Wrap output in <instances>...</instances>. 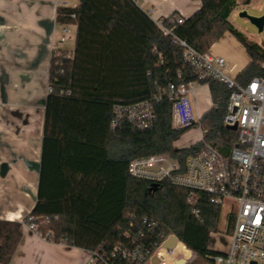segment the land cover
<instances>
[{"label": "trees", "instance_id": "1", "mask_svg": "<svg viewBox=\"0 0 264 264\" xmlns=\"http://www.w3.org/2000/svg\"><path fill=\"white\" fill-rule=\"evenodd\" d=\"M252 1L203 0L182 24L170 21L179 15L173 12L162 27L131 0H79L75 8H57L56 23L76 27L74 50L51 56L36 203L22 222L0 221V264L10 263L23 225H35L47 242L90 253L148 246L161 234H173L196 254L190 264H207L215 254L208 242L220 210L202 198L197 223L184 189L167 181L151 189L149 181L132 178L128 166L157 155L183 163L204 145L229 151L236 137L223 125L229 91L216 81L199 82L198 66L185 61L173 39L204 55L230 33L251 59L235 81L246 85L264 77V49L229 22L238 2ZM188 83L207 85L212 107L198 120L201 141L176 150L173 143L192 125L173 127L177 100L167 89ZM141 103L153 112L149 127L140 130L126 119L112 127L115 107ZM176 250L188 255L181 245Z\"/></svg>", "mask_w": 264, "mask_h": 264}, {"label": "built area", "instance_id": "2", "mask_svg": "<svg viewBox=\"0 0 264 264\" xmlns=\"http://www.w3.org/2000/svg\"><path fill=\"white\" fill-rule=\"evenodd\" d=\"M131 1L140 8L142 0ZM189 1L201 5L203 0ZM143 11L150 18L153 16V9ZM70 18L74 19L75 16L71 15ZM166 18L154 22L162 27V21ZM184 19L177 15L170 21L182 24ZM164 32L168 34V31ZM66 34L67 30L63 29L60 42L70 39ZM173 42L183 49L186 62L198 66L199 82L216 81L226 86L229 94L223 125L228 131H231L228 127H236L235 131H231L236 133L234 143L226 154L204 145L187 156L183 163L168 155L136 158L129 163L128 173L132 178L151 184L167 181L172 186L184 189L190 215L197 223H202L199 207L202 198L218 208L220 213L226 203H230L224 217L223 232H219V235L228 237L229 246L224 252L211 250L215 254L208 256L207 264H264V77L241 85L225 76L226 63L223 58L208 53L199 55L186 42L175 38ZM195 85L198 83L178 87L168 85L169 94L177 100L172 109V125L176 129L191 126L177 114L176 106L187 100ZM114 114L112 127L119 120L126 119L143 130L153 120V112L147 103L117 106ZM149 226L155 224L151 222ZM27 227L34 232L35 225ZM170 237L176 241L172 249H167L164 244ZM178 245L187 250V256L176 250ZM196 257L175 235L161 234L159 241H153L148 246L134 244L132 247H115L111 252H102V247H99L97 252L91 253L87 264H152L154 258L157 264H190Z\"/></svg>", "mask_w": 264, "mask_h": 264}, {"label": "crops", "instance_id": "3", "mask_svg": "<svg viewBox=\"0 0 264 264\" xmlns=\"http://www.w3.org/2000/svg\"><path fill=\"white\" fill-rule=\"evenodd\" d=\"M58 7L65 6L58 0H0V221L22 222L36 203L50 59L54 52L72 53L75 45L60 42L64 27L57 35ZM173 12L183 16L174 10L151 19ZM246 56L230 71L238 75L251 62ZM219 58L227 63L226 56ZM195 87L188 99L200 119L212 101L207 85ZM90 257V252L47 242L23 225L9 264H87Z\"/></svg>", "mask_w": 264, "mask_h": 264}, {"label": "rangeland", "instance_id": "4", "mask_svg": "<svg viewBox=\"0 0 264 264\" xmlns=\"http://www.w3.org/2000/svg\"><path fill=\"white\" fill-rule=\"evenodd\" d=\"M58 2L67 8H75L78 6L79 0H58ZM140 8L142 10H148L153 8V17L156 15H165L167 12L177 10L181 15L189 17L198 8V4H191L189 0H142L140 2ZM241 12H246L248 16L254 18H260L264 16V0H253L249 5H243L238 2V6L233 10L229 17V22L233 29L239 32L247 41L256 44L264 49V29L261 33H258L256 28L252 26L246 19L239 18ZM57 35L61 34V29L67 30L66 36L71 40L63 43V46L70 47L74 45L75 40V26L74 25H61L57 24ZM233 37L227 35L219 40V42L211 48V54L213 56H226L227 63L225 64V76L231 80H234L238 70L230 71L233 65L239 66L245 58H247L243 46L238 42L234 43ZM196 88V87H195ZM177 114L184 117L186 122H189L190 127L180 138L175 142V147L183 149L196 144L201 140V128L198 125L199 117L195 113L190 99L187 98L182 104L176 106ZM230 203H226L222 208L220 218L218 222L217 232L212 233L209 238L208 248L212 251L223 252L226 251L229 244V239L226 236L219 235V232H223L225 224V215L227 213V207ZM235 211V209L233 210Z\"/></svg>", "mask_w": 264, "mask_h": 264}, {"label": "water", "instance_id": "5", "mask_svg": "<svg viewBox=\"0 0 264 264\" xmlns=\"http://www.w3.org/2000/svg\"><path fill=\"white\" fill-rule=\"evenodd\" d=\"M239 18L246 19L247 21H249V23L256 28L258 33H261L264 29V16H262L260 18H254V17L248 16V14L246 12H241L239 14ZM228 129L231 131H235L236 127L235 126L228 127ZM157 186H158V184H151V189H155ZM175 241L176 240L174 237H170L168 242H166L164 244V246L167 249H172ZM152 264H157V260L155 258L152 260Z\"/></svg>", "mask_w": 264, "mask_h": 264}]
</instances>
